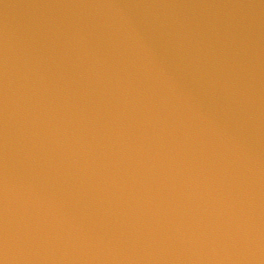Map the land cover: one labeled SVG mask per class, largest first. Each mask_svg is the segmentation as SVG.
<instances>
[{"label":"water","instance_id":"1","mask_svg":"<svg viewBox=\"0 0 264 264\" xmlns=\"http://www.w3.org/2000/svg\"><path fill=\"white\" fill-rule=\"evenodd\" d=\"M0 264H7L4 260H3V258L0 256Z\"/></svg>","mask_w":264,"mask_h":264}]
</instances>
